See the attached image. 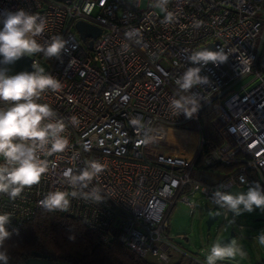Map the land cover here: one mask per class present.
Masks as SVG:
<instances>
[{
	"label": "built area",
	"instance_id": "built-area-1",
	"mask_svg": "<svg viewBox=\"0 0 264 264\" xmlns=\"http://www.w3.org/2000/svg\"><path fill=\"white\" fill-rule=\"evenodd\" d=\"M20 8L46 18L39 42L56 35L68 42L62 60L36 54L30 64L46 62L45 71L61 82L58 91H46L40 102L65 119L69 143L62 153L41 154L50 169L38 184L14 201L0 194V213L12 218L9 231H20L40 212L61 213L97 232L100 242L120 243L155 264L180 259L206 264L170 241L169 217L178 203L191 214L207 205L227 217L229 212L211 200L216 189H247L252 182L264 187V0H169L171 22H165L166 13L153 0H0V20L5 10ZM78 22L98 28L99 35L82 41ZM220 47L231 53L227 63L202 68L210 84L192 90L199 93L200 110L193 118L177 116L170 99L177 95L175 80L196 66L188 57ZM244 55L251 66L240 74L238 57ZM245 77L248 81L234 89ZM208 105L216 141L201 138V111ZM72 116L78 125H71ZM134 117L154 129V142H142L144 130L130 124ZM172 129L195 136L190 156L156 149L168 146ZM201 146L207 151L196 165ZM93 159L106 164L89 186L102 189V202L69 197L67 211L40 205L50 191L71 192L64 172H79ZM218 166L230 170L219 173Z\"/></svg>",
	"mask_w": 264,
	"mask_h": 264
},
{
	"label": "clouds",
	"instance_id": "clouds-1",
	"mask_svg": "<svg viewBox=\"0 0 264 264\" xmlns=\"http://www.w3.org/2000/svg\"><path fill=\"white\" fill-rule=\"evenodd\" d=\"M169 0H153V6L166 13L165 22H171L173 16L167 12ZM0 103L7 105L0 107V194H5L10 200H16L26 188L38 184L41 177L50 169V162L42 158L65 151L69 141L64 135L65 119L47 103H41L42 95L46 91H58L61 82L46 72L43 67L33 61V71H22L9 75L8 65L15 64L22 57H32L42 54L46 58L62 60V54L68 52V42L61 36H53L43 43L39 38L47 28L46 18L31 13L23 8L16 11L5 10L0 20ZM230 52L220 47L216 50L205 48L193 52L188 60L193 67H188L176 80L177 95L170 99V107L176 115L183 114L186 118H193L201 108L199 93L194 88L209 85V77L201 75L202 68L209 64L220 67L227 63ZM237 71L241 74L248 71L251 58L246 55L238 57ZM71 63V61H70ZM71 125L79 124L77 117L69 118ZM130 124L144 130L143 143L154 142V129L146 127L142 118L134 117ZM106 164L93 159L87 161L86 167L79 172L68 169L64 172L65 183L72 187V191H50L40 201V205L47 211H67L70 198L83 197L96 203L102 202V189L98 186L89 188L94 179L105 171ZM241 183H247L242 179ZM84 189H89L84 191ZM212 202L220 209L238 217L244 213H252L256 209L264 211V187L258 182H252L246 192L223 191L216 189ZM11 215L0 213V264H9V255L4 248L12 232L9 231ZM259 243L264 245V232L258 237ZM246 256L243 248L233 239L230 242L217 240L205 257L206 264H219L236 257Z\"/></svg>",
	"mask_w": 264,
	"mask_h": 264
},
{
	"label": "trees",
	"instance_id": "trees-1",
	"mask_svg": "<svg viewBox=\"0 0 264 264\" xmlns=\"http://www.w3.org/2000/svg\"><path fill=\"white\" fill-rule=\"evenodd\" d=\"M264 56V44L261 47ZM199 122L201 138L216 141L209 128V121L214 116L211 105L201 111ZM207 148L198 149L194 164L201 162ZM219 173H227L230 168L215 167ZM4 248L10 257L9 264L24 261L29 256L38 255L52 262L63 261L69 264H155L142 259L117 242L102 243L99 235L84 226L75 218L55 212H40L36 218L20 231L12 232L4 242ZM183 259L171 264H186Z\"/></svg>",
	"mask_w": 264,
	"mask_h": 264
},
{
	"label": "rangeland",
	"instance_id": "rangeland-1",
	"mask_svg": "<svg viewBox=\"0 0 264 264\" xmlns=\"http://www.w3.org/2000/svg\"><path fill=\"white\" fill-rule=\"evenodd\" d=\"M144 2L141 6L143 7ZM45 70L48 64L44 61L40 64ZM249 77H245L238 85L234 87L237 89L240 85L248 81ZM165 142L169 143L168 140ZM164 143V142H163ZM231 192H246L247 189L243 187H233ZM195 199H193L194 201ZM208 214L202 207L197 206L196 211L191 214L187 207L182 203H178L170 217H169V237L170 241L182 252L194 256L200 261H204L210 246L217 240H221L229 235L231 230H234L237 237V244L240 245L246 253V256H237L235 260H227L219 262V264H258L253 258V246L258 244L256 241L264 232V211L260 209L254 210L252 213H244L238 217H233L232 213H228L227 217L223 212L218 214L217 220L210 226L209 236L206 237L205 221ZM237 225L243 227V231L237 230ZM182 235L184 239H179ZM253 237V239L251 238ZM152 261L151 259H149ZM186 261V260H185ZM154 263V262H153ZM14 264H69L67 262L58 261L52 262L46 258L29 256L24 261H19Z\"/></svg>",
	"mask_w": 264,
	"mask_h": 264
},
{
	"label": "water",
	"instance_id": "water-1",
	"mask_svg": "<svg viewBox=\"0 0 264 264\" xmlns=\"http://www.w3.org/2000/svg\"><path fill=\"white\" fill-rule=\"evenodd\" d=\"M80 38L82 41H84L86 38H95L99 35L100 30L98 28L92 27L90 25H87L83 22H78L75 26ZM91 43H89V48H90ZM30 57H22L20 60H18L17 62H15V64L12 65H8L7 67L9 68V75H15L19 72L22 71H28L31 72L32 71V67L30 64ZM203 210L208 214V217L205 221L206 224V237H208L209 234V230H210V226L213 224L214 221L217 220L218 217V212H214L212 208H209L207 205L203 206ZM66 217L68 218H72V216L70 215H66ZM234 232L231 230L229 232V235L223 239H221L220 241L222 242H230L233 238H234ZM38 257V255H35Z\"/></svg>",
	"mask_w": 264,
	"mask_h": 264
},
{
	"label": "crops",
	"instance_id": "crops-1",
	"mask_svg": "<svg viewBox=\"0 0 264 264\" xmlns=\"http://www.w3.org/2000/svg\"><path fill=\"white\" fill-rule=\"evenodd\" d=\"M170 131H172L174 133H176V132H182L180 130H174V129H172ZM183 133H185V132H183ZM176 135H177V133H176ZM167 137H168V134H167ZM193 137H194V140L193 141H190V144H188L189 141L187 140V138H184L183 136H177L176 141H175V142H177V145L176 146L171 145V143L169 142L167 147L166 146H158L156 149L158 151H161V152H163V151H165V152L174 151L176 153H180L183 156H190L193 153L194 147L196 145V138H195L194 135H193ZM167 140H168V138H167ZM188 146H192V147L189 148ZM189 149H191V153L189 152ZM238 226H241V225H237V230H239L238 229ZM232 231L234 232V230H232ZM239 231L242 232L243 231V227H242V230H239ZM234 234L235 235H234V238L233 239H235L236 242H237L236 233L234 232ZM251 238L253 239V237H251ZM256 241H258V244L257 245H254L253 246V249H252V251L254 253V254H252L253 255V258L257 262L259 261L258 264H264V245H261L259 243V239H257Z\"/></svg>",
	"mask_w": 264,
	"mask_h": 264
},
{
	"label": "bare ground",
	"instance_id": "bare-ground-1",
	"mask_svg": "<svg viewBox=\"0 0 264 264\" xmlns=\"http://www.w3.org/2000/svg\"><path fill=\"white\" fill-rule=\"evenodd\" d=\"M176 133H177V135H176ZM176 133H174L172 131H169V133H168V137L167 138H168V141L171 143V145H174V146L177 145V142H175L177 136H183L184 138H187V140L189 141L188 144H190V141L194 140L193 135H189V134H186V133H183V132H176ZM188 147L191 148L192 146H188ZM189 152L191 153V149H189Z\"/></svg>",
	"mask_w": 264,
	"mask_h": 264
}]
</instances>
